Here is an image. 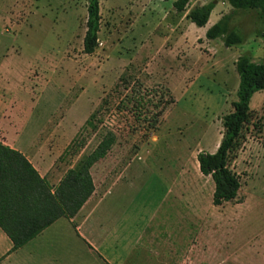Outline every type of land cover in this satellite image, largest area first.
Masks as SVG:
<instances>
[{
    "label": "rangeland",
    "instance_id": "rangeland-1",
    "mask_svg": "<svg viewBox=\"0 0 264 264\" xmlns=\"http://www.w3.org/2000/svg\"><path fill=\"white\" fill-rule=\"evenodd\" d=\"M87 1L0 0V63L10 82L0 85V94L11 91L26 126L15 143L26 147L31 139H48L37 148L53 160L56 183L111 132L114 144L91 168L95 204L88 212L103 215L107 189L132 168L129 189L110 195L114 222L129 216L132 231L143 216L153 229L161 224L172 232L178 253L187 251L173 264H264V90L251 99V119L230 161L241 183L237 197L213 205L214 183L197 162L199 152H214L222 139V117L236 100L238 56L264 62V16L236 11L230 27L243 42L225 47L205 32L231 12L227 3L215 4L208 23L197 27L187 11L212 0H191L183 12L173 8L175 0H100V45L85 54ZM90 116L95 131L82 129ZM73 139L79 149L64 154ZM170 183L172 206L165 201ZM99 235L94 233L103 247ZM148 236L137 244L132 234L133 248L143 250L145 243L148 260L158 262L153 251L162 247ZM8 246L0 237V257ZM28 250L5 264H25Z\"/></svg>",
    "mask_w": 264,
    "mask_h": 264
},
{
    "label": "trees",
    "instance_id": "trees-1",
    "mask_svg": "<svg viewBox=\"0 0 264 264\" xmlns=\"http://www.w3.org/2000/svg\"><path fill=\"white\" fill-rule=\"evenodd\" d=\"M190 1L175 0L173 8L176 12H183ZM218 2L229 4L231 12L222 15L211 25L205 37L208 40L219 38L225 47L243 42L242 35L230 27L236 11L256 10L264 16V0H212L192 7L185 17L197 27H203ZM86 9L82 45L85 54H92L98 47L100 0H88ZM235 70L239 77L236 100L232 102V110L222 117V139L214 152L202 151L197 154L200 173L209 176L214 183L212 204L215 206L237 197L241 183L239 176L231 169L230 161L240 147L244 127L251 119V99L255 93L264 90V62H256L251 56L243 54L236 59ZM97 112L94 111L92 116ZM152 118V126L155 127L158 116L153 115ZM87 128L90 131L97 128L91 116L82 126V129ZM114 141L115 136L111 132L106 133L90 154L64 172L56 186L40 176L21 152L0 142V230L12 243L0 261L22 248L57 219H71L80 211L95 189L91 168L107 154ZM79 146L77 139H73L64 154L72 148L77 151Z\"/></svg>",
    "mask_w": 264,
    "mask_h": 264
},
{
    "label": "crops",
    "instance_id": "crops-1",
    "mask_svg": "<svg viewBox=\"0 0 264 264\" xmlns=\"http://www.w3.org/2000/svg\"><path fill=\"white\" fill-rule=\"evenodd\" d=\"M2 68L3 64L0 63V85L10 86V82L4 79ZM14 105L15 102L12 100L11 91L0 94V142L21 152L31 162L40 176L45 177L52 186H56L63 174L56 183H53L51 180L52 176L50 175L53 160L49 158V155H44L43 149L37 148L47 145L48 139H31L25 145L26 147L15 143L14 138L17 135L24 134L26 126L22 111L17 112ZM20 109L23 110L24 108ZM130 170H128L124 177L116 180L107 189L103 215L101 212L99 215L96 212L97 210L91 213L88 212L91 204H95V201L93 202L94 189L91 197L73 218L67 219L61 217L57 219L22 248L7 255L0 261V264H5V262L10 263L15 256L22 252L23 248L29 249L26 252L25 264H173L172 259H176V257L180 259L184 258L187 251H182L181 254L178 253V249L174 248L172 232L162 228L161 224H158L157 229H153L148 224V219L143 216L135 219L134 222L137 228L132 231L128 220L129 216L124 215L120 221L116 220L115 222L109 218V211L111 209L110 195L114 189L123 192L129 189L132 180ZM165 191L167 195L165 201L169 198L168 203L172 206V183L165 188ZM162 204H164V201L162 203L159 202L155 206L156 209H160L158 207ZM173 207L176 206L173 205ZM97 215L103 217V221L99 222L100 218L98 219ZM152 216V220H155L154 215ZM92 219L94 220L93 225H91ZM73 221H76L78 225L72 223ZM82 226L84 227V234L81 232ZM90 228H93L95 232L91 231ZM0 232L2 231L0 230ZM94 233L100 234L99 237L103 236V247L94 236ZM145 233L149 235V240L158 242L160 247H162L153 251V254L160 259L158 262L148 260L150 251L145 243H143V250L138 249L136 252L133 248L134 240L131 238V235H136L137 244H140L139 242H141ZM80 235H83L85 239L81 238ZM0 237L9 242L8 251L12 245L11 241L3 232L0 233ZM81 246L84 252H81ZM94 249H103L104 253H98ZM82 253L85 255L87 253L90 254L94 257L95 261L92 263L85 260Z\"/></svg>",
    "mask_w": 264,
    "mask_h": 264
},
{
    "label": "built area",
    "instance_id": "built-area-1",
    "mask_svg": "<svg viewBox=\"0 0 264 264\" xmlns=\"http://www.w3.org/2000/svg\"><path fill=\"white\" fill-rule=\"evenodd\" d=\"M100 45V43H98Z\"/></svg>",
    "mask_w": 264,
    "mask_h": 264
}]
</instances>
